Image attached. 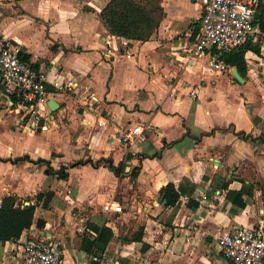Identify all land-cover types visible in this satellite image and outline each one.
I'll return each instance as SVG.
<instances>
[{
  "label": "crops",
  "instance_id": "0c3cea01",
  "mask_svg": "<svg viewBox=\"0 0 264 264\" xmlns=\"http://www.w3.org/2000/svg\"><path fill=\"white\" fill-rule=\"evenodd\" d=\"M107 1L0 0V41L36 67L75 79L65 91L48 84L47 102L54 99L58 113L79 119L78 130L91 135L77 150L36 130L21 134L18 108L0 90V201L14 194L35 205L31 226L0 242V264H23L22 242L41 234L59 243L68 264H230L213 233L264 223V141L257 138L264 134V32L251 40L259 52H245L252 65L244 75L237 70L238 80L220 49L184 53L199 26L197 0H161L162 18L147 41L112 35L99 15ZM218 60L227 69L214 67ZM54 111L47 105L41 113L48 119ZM138 124L145 139L123 143L121 131ZM119 162L125 171L139 163L137 175H115L109 166ZM61 166L67 178L50 170ZM104 176L111 182L87 181ZM168 182L182 187L176 206L159 196ZM229 190L241 191L242 207ZM85 202L93 207L88 215L74 207ZM90 225L112 230L103 252L81 248L84 236H97Z\"/></svg>",
  "mask_w": 264,
  "mask_h": 264
},
{
  "label": "built area",
  "instance_id": "2783aa9c",
  "mask_svg": "<svg viewBox=\"0 0 264 264\" xmlns=\"http://www.w3.org/2000/svg\"><path fill=\"white\" fill-rule=\"evenodd\" d=\"M197 1L201 5L199 26L193 38L183 46L188 57L200 56L206 49L212 48L230 51L248 40L263 36L255 23L259 0ZM107 52H110L109 48ZM213 65L220 70L227 69L219 60ZM51 74V71L21 59L17 46L0 41V90L8 97L10 104L28 111L36 107L45 118L40 111L47 107V85L61 91L77 86L72 77ZM37 122L32 117L34 126ZM45 124L41 125L43 129L47 127ZM145 137L144 127L139 124L127 126L120 133V140L131 146ZM113 203V210L120 212L122 205ZM77 230L82 233L86 228L79 226ZM212 237L218 253L230 264H264L263 222L217 229ZM20 250L23 264H68L59 243L44 234L27 237ZM91 258L98 260L93 255Z\"/></svg>",
  "mask_w": 264,
  "mask_h": 264
},
{
  "label": "trees",
  "instance_id": "16d2710c",
  "mask_svg": "<svg viewBox=\"0 0 264 264\" xmlns=\"http://www.w3.org/2000/svg\"><path fill=\"white\" fill-rule=\"evenodd\" d=\"M149 0H108L100 11V18L103 24L112 35L122 36L130 40L147 41L153 32L158 28L163 14V8L157 4L148 3ZM255 23L258 24L261 31L264 32V9L259 7L255 16ZM196 33V32H194ZM217 49V48H215ZM253 50L258 53L259 48L251 40L237 46L230 51H221L220 59L224 63L235 66L241 75L246 72L245 52ZM21 59L25 60L26 56L20 54ZM260 140L264 141V134L258 135ZM28 160V156L17 157L16 160ZM80 162V161H77ZM109 168L117 176L131 175L135 177L139 169V163L132 166L129 171H125L123 162L117 165H110ZM66 167L61 166L58 170H50L59 177L67 178ZM181 185L176 186L174 182H168L159 189V196L166 206H176L182 192ZM235 195L232 197V195ZM43 195H38L41 198ZM241 191H228L227 197L238 206H243ZM235 197H238L239 200ZM45 204V202H44ZM196 204V202H194ZM35 205H24L23 201L14 194H8L2 197L0 201V242L16 241L23 230L29 228L33 222ZM37 226H43L42 219L36 220ZM97 231V236L89 239L84 236L81 241V248L90 254H96L97 251L103 252L113 233L112 230L103 225L97 227L90 225ZM134 240H141V230L136 232Z\"/></svg>",
  "mask_w": 264,
  "mask_h": 264
},
{
  "label": "rangeland",
  "instance_id": "374dc122",
  "mask_svg": "<svg viewBox=\"0 0 264 264\" xmlns=\"http://www.w3.org/2000/svg\"><path fill=\"white\" fill-rule=\"evenodd\" d=\"M161 0H149L148 3L150 4H154L160 5ZM246 59V58H245ZM212 60H211V64H212ZM246 63L248 65H252V63L248 62L246 60ZM15 107L18 108L19 111V115L16 113V118L20 120V133L21 134H25L24 132H26L27 129H31V130H36L40 133H45L48 141H50V144L53 142H55L56 144H65L70 146V148H74V149H81L87 146L88 141L91 138V135L89 134V132L83 131V130H78L79 127V119H72L70 114H60L58 113V110L54 111L52 114V117H49L48 119L44 118L43 116H41V114L38 113V108H33L31 111H28L26 109H23L21 106L18 105H14ZM33 111H36L35 113H33ZM41 112V111H40ZM32 117L36 118L38 120L37 124L34 126L32 124ZM8 125L10 126L12 121H14V119L12 118H8ZM44 123H46L45 125L47 126L45 129H43L41 127V125H43ZM6 125V128L7 126ZM26 128V129H25ZM82 132V133H81ZM26 135V134H25ZM31 143V141L29 142ZM25 144H27L25 142ZM78 146V148H76ZM87 181L90 184H108L111 181H108V178L104 176V178H99V181H95L94 178L89 177L87 179ZM95 181V182H94ZM69 187H65V193L66 194H70L72 192H70V187L71 185H68ZM73 194V193H72ZM113 200H119V197L114 196ZM103 201V200H100ZM119 202V201H118ZM72 203L68 204L69 209L72 207ZM88 204L85 202V204H83L82 206H74L75 209H78L79 207L83 208V213L84 214H89V209L93 208L91 206H87ZM77 207V208H76ZM118 221H121V219L117 218ZM119 223V222H118ZM120 225V224H119ZM121 230V228H119V231ZM121 233V232H119Z\"/></svg>",
  "mask_w": 264,
  "mask_h": 264
},
{
  "label": "water",
  "instance_id": "95a60500",
  "mask_svg": "<svg viewBox=\"0 0 264 264\" xmlns=\"http://www.w3.org/2000/svg\"><path fill=\"white\" fill-rule=\"evenodd\" d=\"M233 76L237 78L238 80H242V77L239 75L237 72V69L234 67L232 70ZM48 107L50 108L51 111H54L58 108V103L54 99H50L47 102Z\"/></svg>",
  "mask_w": 264,
  "mask_h": 264
}]
</instances>
